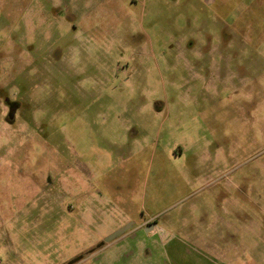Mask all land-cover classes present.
I'll return each instance as SVG.
<instances>
[{"label":"rangeland","instance_id":"rangeland-1","mask_svg":"<svg viewBox=\"0 0 264 264\" xmlns=\"http://www.w3.org/2000/svg\"><path fill=\"white\" fill-rule=\"evenodd\" d=\"M80 256L264 264V0H0V264Z\"/></svg>","mask_w":264,"mask_h":264},{"label":"water","instance_id":"water-1","mask_svg":"<svg viewBox=\"0 0 264 264\" xmlns=\"http://www.w3.org/2000/svg\"><path fill=\"white\" fill-rule=\"evenodd\" d=\"M6 101L8 102L9 100H6ZM17 108H18V105L16 103H14L12 106H10L9 113H8V119L9 120H13L14 119L15 114L17 112ZM132 226H133V223H129V224L121 227L120 229L116 230L115 232L110 234L108 237H106L104 239V241L97 246V248H101L105 243L113 242V241L117 240L118 238L122 237L123 235H125V233L127 231H129L132 228ZM81 259H82V256L74 259L69 264H75L78 261H80Z\"/></svg>","mask_w":264,"mask_h":264},{"label":"flooded vegetation","instance_id":"flooded-vegetation-1","mask_svg":"<svg viewBox=\"0 0 264 264\" xmlns=\"http://www.w3.org/2000/svg\"><path fill=\"white\" fill-rule=\"evenodd\" d=\"M212 52V50H209L208 51V53H211ZM12 104H14V103H12V102H8V106L10 107ZM18 104V103H17ZM151 225V223H147L146 225H144L142 228L144 229V228H146V227H148V226H150ZM153 228V227H152ZM93 251V250H92ZM91 251V252H92Z\"/></svg>","mask_w":264,"mask_h":264}]
</instances>
